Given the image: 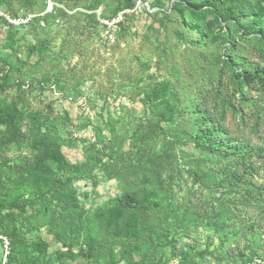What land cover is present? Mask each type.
<instances>
[{
  "label": "rangeland",
  "instance_id": "374dc122",
  "mask_svg": "<svg viewBox=\"0 0 264 264\" xmlns=\"http://www.w3.org/2000/svg\"><path fill=\"white\" fill-rule=\"evenodd\" d=\"M0 7V264H264V0Z\"/></svg>",
  "mask_w": 264,
  "mask_h": 264
},
{
  "label": "built area",
  "instance_id": "2783aa9c",
  "mask_svg": "<svg viewBox=\"0 0 264 264\" xmlns=\"http://www.w3.org/2000/svg\"><path fill=\"white\" fill-rule=\"evenodd\" d=\"M35 17V14L33 13H27L25 15H14L2 7H0V19L3 20L7 25H14V26H19V25H27L31 21H33ZM0 239L3 244V256L5 258L8 257V255L11 252V240L7 235L0 234Z\"/></svg>",
  "mask_w": 264,
  "mask_h": 264
},
{
  "label": "trees",
  "instance_id": "16d2710c",
  "mask_svg": "<svg viewBox=\"0 0 264 264\" xmlns=\"http://www.w3.org/2000/svg\"><path fill=\"white\" fill-rule=\"evenodd\" d=\"M235 14L231 11V9L230 8H225L224 9V13H223V16H225L226 18H227V20H228V17L229 18H232V16H234ZM235 20L234 21H236V22H240L239 20L240 19H236V18H234ZM1 20V19H0ZM3 21V20H2ZM4 22V21H3ZM244 22H249V21H244ZM129 195L128 194H125V195H123V196H121V197H119V201H120V204H124L125 202H127L128 200H129ZM45 201H43V202H46L48 199L47 198H45L44 199ZM4 235H7L9 238H10V240H11V236L8 234V233H4ZM12 250H13V245H12V240H11V252H10V254L8 255V257H7V260H11V258H12Z\"/></svg>",
  "mask_w": 264,
  "mask_h": 264
}]
</instances>
